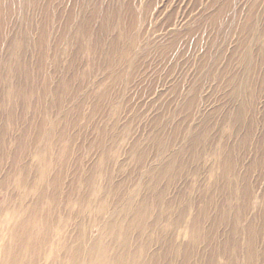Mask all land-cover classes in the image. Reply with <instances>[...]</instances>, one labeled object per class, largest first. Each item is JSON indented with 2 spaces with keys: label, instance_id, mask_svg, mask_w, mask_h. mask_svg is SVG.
<instances>
[{
  "label": "rangeland",
  "instance_id": "obj_1",
  "mask_svg": "<svg viewBox=\"0 0 264 264\" xmlns=\"http://www.w3.org/2000/svg\"><path fill=\"white\" fill-rule=\"evenodd\" d=\"M108 224L264 264V0H0V264Z\"/></svg>",
  "mask_w": 264,
  "mask_h": 264
},
{
  "label": "bare ground",
  "instance_id": "obj_2",
  "mask_svg": "<svg viewBox=\"0 0 264 264\" xmlns=\"http://www.w3.org/2000/svg\"><path fill=\"white\" fill-rule=\"evenodd\" d=\"M133 221H134V219H133ZM20 224H21V220H18L16 225H15V228H14L15 230H13V235H12V237L14 238V242L16 243V245H18V248L20 247V245H22L21 244V239L18 238V230H19ZM28 228H29V225L25 226V228H24L25 231H28ZM57 229H58V227H57ZM106 229H107V231H111L112 227H111V230H110V227H109V224H108V225H106ZM110 236H111V240L108 241V242L107 241L103 242L102 239L95 238L94 240H91V241L89 240L90 241L89 244L86 241V242H83L82 244H77V245L74 244L75 240L72 241L71 240L72 237H70V239H67V241H65V243L63 245V249L60 252V254L56 255L57 258L55 257V260H54L53 264H56L55 261H57V264H59V262H58L59 258L67 259L68 262L66 264H172V262L174 261V260H172V257L164 255V257H163L164 261L160 262V263H156V262H159L158 260H159V255H160V254L157 255V252L156 253H148L147 249L145 250V248H143L145 251L138 249L134 253H132L133 250L131 251V249H130L131 245L129 244V240H128V238L126 236H124L123 239H118L117 240L116 239V235L114 236L112 231L110 233ZM170 236H172V235H170ZM19 237H21V235H19ZM153 238H155V236ZM57 239H58V237H57ZM171 242L173 244V241H171ZM145 245L146 244L144 243V246ZM161 245H163V244H161ZM174 248L175 247H173V250H174ZM3 249H5V248H3ZM169 250H170V248H169ZM5 251H6V249H5ZM186 252H188V249H187ZM16 254L17 253L12 255L9 264H19V262H21L19 255H16ZM53 254H54V252L51 249L49 251V253L47 254L46 259L50 258L51 256H53ZM179 256H182V255H179ZM180 262L181 261H179V263ZM29 264H34V263L32 262V263H29Z\"/></svg>",
  "mask_w": 264,
  "mask_h": 264
}]
</instances>
